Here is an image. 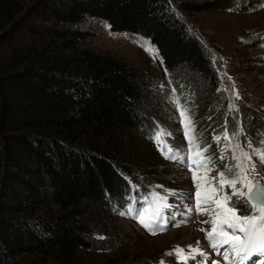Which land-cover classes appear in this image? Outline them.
<instances>
[{
  "label": "trees",
  "instance_id": "1",
  "mask_svg": "<svg viewBox=\"0 0 264 264\" xmlns=\"http://www.w3.org/2000/svg\"><path fill=\"white\" fill-rule=\"evenodd\" d=\"M26 3L0 0V264H84L79 255L92 245L81 207L127 198L132 175L157 165L142 133L137 67L88 47L92 32L82 22L105 20L113 31L150 39L203 147L224 123L219 76L169 0ZM262 4L244 0L249 10Z\"/></svg>",
  "mask_w": 264,
  "mask_h": 264
},
{
  "label": "rangeland",
  "instance_id": "2",
  "mask_svg": "<svg viewBox=\"0 0 264 264\" xmlns=\"http://www.w3.org/2000/svg\"><path fill=\"white\" fill-rule=\"evenodd\" d=\"M38 1L26 0V9ZM206 1L214 2L215 6L204 10H185L181 5L182 2L200 4ZM224 1L171 0L176 13L202 43L219 76V105L224 108V123L216 131L213 128L211 135H207L211 151H215L213 155H209L213 157L210 176L224 170V164L233 163L228 158L230 152L225 150L226 142L222 140L217 145L213 139L222 134L226 119L230 131L237 124L243 127L244 135L238 142L245 150L251 151L246 147L248 140L258 145L264 138L261 136L264 126L259 125H264V7L249 10L246 9L244 0ZM82 27L92 32L87 42L88 47L99 53L124 59L137 67L146 94L138 106L144 122L141 123L142 133L144 142L148 144L147 156L157 167L152 174L136 172L132 175V184H135L133 188H141L144 192L140 201H134L131 196L126 198L124 194L108 198L105 206L85 204L81 207L85 212V219L90 222L89 238L92 247L83 250L79 259L84 264H159L161 259L165 264H180L175 255L166 253L173 252L177 246L190 251L188 246H196L199 241V247L207 254L208 264L212 261L224 264L222 256L209 246L205 232L200 231L202 228L210 229V224L203 223L209 217L197 212L186 214V207L193 206L192 201L179 196H186L194 191L188 168L175 160L166 159L151 139L157 130H164L171 133V136L162 137L167 142L165 150L167 145H171L180 149L183 155L189 148L180 122V109H187L190 116L188 107L179 98L181 93L164 67L161 57L158 54L153 58L152 54L145 51L141 46L144 41L139 38L150 39L142 34L113 31L105 20L88 19L82 22ZM236 92L239 93V99H236ZM160 100H164L163 105ZM233 103L238 111L229 107ZM215 104L217 108L218 103ZM160 109L162 113L156 115ZM147 114L153 120V125H159L158 127L152 129V126L145 124L143 118ZM190 118L192 119L191 116ZM192 121L196 133V119ZM222 151L226 156L224 160L220 159ZM257 172L258 175L256 172L252 175L264 185V164H258ZM157 185L163 187L157 188ZM169 190H174L177 195H172ZM153 192L167 196V204L172 206L163 209L166 222L164 229L157 230L156 234L147 231L132 215L120 214L127 213L133 204L137 209L149 208ZM239 214L247 213L241 209ZM189 236L191 241L186 242ZM203 259L204 257L197 255L196 260H189L188 264H198Z\"/></svg>",
  "mask_w": 264,
  "mask_h": 264
},
{
  "label": "snow or ice",
  "instance_id": "3",
  "mask_svg": "<svg viewBox=\"0 0 264 264\" xmlns=\"http://www.w3.org/2000/svg\"><path fill=\"white\" fill-rule=\"evenodd\" d=\"M171 0H169V3ZM264 7V4L260 5ZM231 10V9H230ZM144 43L141 45L145 51L156 58L158 49L151 44L150 40L139 38ZM231 79V77H228ZM239 99V93L235 94ZM232 110L238 111L235 103L229 106ZM180 122L185 138L189 142V148L181 155V150L167 145L162 139L163 136H171L170 132L157 130L151 139L157 144L158 150L166 159H172L185 165L190 172L193 181L194 191L179 194L181 199H191V207H186V214L191 215L197 212L207 215L208 220L203 223L210 224V229H200L205 232V239L209 246L219 253L224 264H264V185H261L256 176L258 164H264V138L258 145L251 140L247 141L246 147H241L239 138L244 135V129L237 124L230 131L227 119L221 135L213 139L217 145L223 140L225 150L230 152L228 158L233 161L231 164H224V170L218 171L215 176H210L213 171V157L205 155L211 145L202 147L198 142L199 137L195 133L194 124L187 109H180ZM264 137V133H261ZM237 141V143H233ZM194 150V151H193ZM238 153V154H237ZM226 158L225 154L220 156L221 160ZM162 188V185H157ZM172 195H177L174 190H169ZM247 208V214H239L241 207ZM167 204V196H161L158 192L152 193V203L149 208L137 209L135 205L129 207L128 212H121V215L130 214L147 231L156 234L157 230L164 229L166 217L163 216V209L170 208ZM102 238V237H101ZM190 251L177 246L173 252L166 255H175L180 264H188L189 260H196L197 255L204 257L198 264H208L207 254L199 247L189 245ZM222 250V251H221ZM159 264H165L163 259ZM211 264H220L219 261H212Z\"/></svg>",
  "mask_w": 264,
  "mask_h": 264
},
{
  "label": "bare ground",
  "instance_id": "4",
  "mask_svg": "<svg viewBox=\"0 0 264 264\" xmlns=\"http://www.w3.org/2000/svg\"><path fill=\"white\" fill-rule=\"evenodd\" d=\"M190 241H191V236H189V238H187L186 242H190Z\"/></svg>",
  "mask_w": 264,
  "mask_h": 264
},
{
  "label": "water",
  "instance_id": "5",
  "mask_svg": "<svg viewBox=\"0 0 264 264\" xmlns=\"http://www.w3.org/2000/svg\"><path fill=\"white\" fill-rule=\"evenodd\" d=\"M260 183V182H259ZM261 185H263L262 183H260Z\"/></svg>",
  "mask_w": 264,
  "mask_h": 264
}]
</instances>
